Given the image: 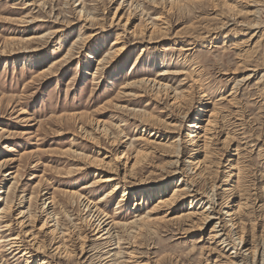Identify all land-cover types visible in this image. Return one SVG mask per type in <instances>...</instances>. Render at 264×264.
Listing matches in <instances>:
<instances>
[{
	"label": "rangeland",
	"instance_id": "374dc122",
	"mask_svg": "<svg viewBox=\"0 0 264 264\" xmlns=\"http://www.w3.org/2000/svg\"><path fill=\"white\" fill-rule=\"evenodd\" d=\"M114 41L124 53L98 65ZM263 78L264 0H0V197L7 198L0 207L14 206L6 219L14 220L10 231L0 226V264H26L7 247L10 235L24 234L15 221L22 210L34 215L38 229L54 215L69 230L64 245L72 252H53L62 242L44 232L45 254L29 249V264L43 258L50 264H223L227 255L210 240L214 224L199 231V217L187 220L210 198L222 214L233 200L231 206L240 204L239 229L263 244ZM205 109L216 131L207 174L194 179L204 195L193 205L187 199L149 213L161 188L169 186L170 196L173 184L185 180L172 176L178 154L188 177L195 173L191 162L204 160L190 144V126ZM148 148L153 155L124 183L131 194L122 208L123 191L99 208L100 217H111L109 227L122 224L112 238L99 239L86 199L96 203L112 187L81 191L96 179L90 166L105 155L131 166L135 152ZM124 153L126 160L118 161ZM81 167L88 168L79 173ZM52 197L57 206L49 210ZM223 218L235 240L232 223Z\"/></svg>",
	"mask_w": 264,
	"mask_h": 264
},
{
	"label": "bare ground",
	"instance_id": "6f19581e",
	"mask_svg": "<svg viewBox=\"0 0 264 264\" xmlns=\"http://www.w3.org/2000/svg\"><path fill=\"white\" fill-rule=\"evenodd\" d=\"M190 1H196V0H190ZM80 13L83 14L84 12L80 11ZM254 14H256V13H254ZM254 14L252 16H255ZM87 17H89V15H87ZM118 22L120 23V21H118ZM151 36H152V33H150V35H149V38H150L149 40H152ZM79 39H82L81 36H79L77 41H79ZM211 43L212 42L209 41L210 45H211ZM119 45H120V42L119 43L115 42V41L112 42V46L110 47L108 53L105 55V57L103 59H100L98 61V65L105 64V63H107L109 61H113V60L121 57V55L125 51V48H124L125 46L119 47ZM186 51H188V49ZM57 63L58 62L54 63V65L57 64ZM161 75L167 76V75H171V74L165 72V73H163ZM252 77H254V76L253 75H249L248 77H246L244 79L243 82L249 81ZM261 80H262V77H261ZM231 95H232V93L229 96H231ZM177 99H178L177 97L174 98V101H176ZM205 113L210 114L208 119H204V117H207V116H205ZM211 113L212 112L210 110H208V109L202 110V115L198 116V118L196 119L197 123H194V124H192L190 126L192 129H194V132H193L194 134L192 136H190V138H191L190 139V144L194 145L197 148L198 152L204 153V155H205L204 156V160L200 161V160L196 159V161H194V163L191 162L190 168H192V170L191 169L190 170L191 171H195V173H194V175L190 174L191 176L188 177V175L187 176L183 175V170H181V167H180L182 165H181V163L179 161L180 156L178 154V156H176L178 158V161L175 163L174 171L172 172V176L175 177V176H178V175H182L185 178V180L181 178V179H179L178 181H176L173 184L175 186H174L173 192H172V194L170 196H166L165 195L167 193V190H168L169 186H167L165 189L161 188L160 192L158 193L157 204H155L153 210L150 211L149 213L152 214V213L158 212L159 210H161V209H163L165 207H169V208L176 207V206L180 205L181 203H185V202L187 203V201L189 199L193 200V201H190V203H189L190 205H193L194 199H196L197 197H199V196H201L203 194V193L201 194V192L196 190V185L194 184V182H195L194 179L195 178H199L200 179L201 177L204 178V176L207 174V168L206 167L204 168V164L206 165V162L211 159V158L208 159L209 156H210L209 155L210 153L208 152L209 151L208 149H209V147H211V145L214 142L213 139L215 138L214 134H215V131H216V123H215L216 120L212 119L213 118V113L212 114ZM80 121H82V118L79 121H77V123L80 122ZM205 123H206V125H205ZM97 131H100V128H97L94 131V133L97 134ZM143 131H145V130H143ZM102 132H106V131L103 129ZM146 132H148V131H146ZM105 135L106 136H103V137H107V134H105ZM90 136H92V135H90ZM144 136L145 135H143V137H138L137 139H135V141H137V142L143 141L144 140ZM156 136H157V134L154 133V132H150V134H149L150 138H153V137H156ZM109 137H110V134H109ZM109 137H107V138H109ZM92 139L95 140V138H92ZM110 141H112V140H110ZM116 142L117 141L113 140L112 144H114ZM148 142H149V144H154L155 145L156 139H154L152 141L148 140ZM173 143L177 144V141H174ZM114 145H116V144H114ZM177 145H175V146H177ZM156 146H158V144H156ZM174 148L177 149L176 147H174ZM149 149L150 148L142 150V151H139L137 153L135 152V159L133 160V164L131 166L127 162H125V163H121L120 162L121 164H117L116 160H113V159H111V157H108L106 155L104 156L105 157L104 159L93 161L94 165L90 166V167H94L96 169V171H95L96 179L94 180L93 183L82 186L81 191L93 190V189L101 188V187L102 188H104V187H112L109 190H107L101 196L100 200L97 201L96 203L91 202L88 198L87 199L84 198V200L86 199V202H87L85 207L89 208L87 210L88 214L92 213L94 218H96V222L97 223L94 224V228H95V232H98V235H101V236H99V239H103V238L104 239H106V238L110 239V238H112L113 237L112 231L115 228L117 229L119 226L122 225V224L119 225L118 223H115L113 225L111 224V227H109L110 223H112V222H110L108 220L111 217H108L107 214L103 218L100 217L101 216V212L98 213L99 208L101 206H103L104 204L108 203L109 201L113 200L119 194L120 191H123L124 194L122 196V199H121L120 203L117 206L118 210L122 208L123 204L127 201V198H129V196L131 194L130 189L127 188L124 183H127V180L129 178H136L137 170H138V168L141 167V165L143 163V160L145 158L147 159L148 157H150L149 155H153V153H152L153 151H150ZM97 152H99V151H97ZM155 152H156V149H155ZM100 153L101 152H99V154ZM74 154L77 155V156H82V158L85 157L84 154L77 153L76 151H74ZM126 156H127V153H124L119 158L118 161L126 160ZM105 159H108V161L105 160ZM231 162H233V161H231ZM129 163H131V162H129ZM209 163H210V161H209ZM232 164H234V163H232ZM230 166H231L232 170L235 169V168H233V165L230 164ZM87 168L86 167H81L80 170H77V171H80L79 173H81L82 171H85ZM238 168H240V167H238ZM232 170H231V172H232ZM238 173H239V171H238ZM11 174L12 173H10L8 176H11ZM240 174H241V172H240ZM67 177H69V178L71 177L72 178L73 177V173H70V175H68ZM237 177H239V176H237ZM188 181L190 183H188ZM139 183H140L139 185H141V186L148 185V184H143L141 182H139ZM259 190H261V188ZM227 191H230V190H227ZM225 193H226V191H225ZM75 194L76 193H73L72 195H75ZM236 195L237 196H235L233 199L240 198V196H241L239 194V192L236 193ZM79 196H80V193H79ZM233 196L234 195L232 194L230 197H233ZM152 197H155V194ZM263 197H264V195H263ZM77 198H78V195H77ZM6 199H3V197L1 196L0 197V203L6 202ZM215 199L216 198H213L211 200V198H210L209 201H208L209 203L206 205L205 210L201 214H199V213L198 214L190 213L189 214V219H187V220L193 221V219H195L196 217H199L200 218V222H199L200 224H198L199 226L197 227L199 231H205L206 228H208L209 226L214 224L213 228L211 229L210 240L214 244H217L216 247H219V250L222 253V255L223 254L227 255L224 258V259H226V261L223 264H260V262H261L260 259L261 258H262L261 259L262 260L261 263H264V256H263L264 255L263 254L264 251H262L263 248H264V241H263V244H262V243L259 242L258 239H254V237H253V240L252 239L249 240L246 236H244V233H243L242 229H239V223L238 222L241 220V217L239 216L240 215L239 211L241 210L240 208L242 206L240 204H236V205L231 206V203L232 204L235 203L234 200H233L231 203L228 204V206H227L228 210L225 213L222 214V211H221V213H218V212H216L215 208L216 207L219 208L221 206V204L220 205L217 204V201H215ZM47 201L49 202L48 203V207H50L49 210H51L53 207L57 206V203H56V200H55L54 197L48 198ZM142 204H143L142 202H140V203L138 202L135 205L138 207V206H141ZM4 205H5L4 208L0 207V210H1L0 213H4V217H2V219L0 221L1 222L0 226H1V228H4V232H5V231H10V229L12 227V223L14 222V220H12V221L9 220V219H8L9 221L6 220L8 218V216H9L8 214L11 213V211L13 210L14 206H13V203L4 204ZM91 207H93L92 209H95L96 211L93 212ZM191 209H193V208H191ZM49 215L51 216V215H53V213H51ZM49 215H47V216H49ZM223 215L225 217L229 218V221L232 223V228L235 231L236 235L238 236L235 240H233L232 237L229 234L226 233V227H225V221L226 220H225V218H223ZM165 217H167V216H165ZM32 219H34V215L32 213H27V212H25L23 210L18 213L15 221H16L17 225L20 228L24 229V234L23 235L17 234L15 236H12V235L9 236L8 235L9 236V240H8L7 247L9 248V250L11 252V255L12 254H16L15 257L19 256V258H24L26 260L25 261L26 264H29V263H31V260L33 258V256L31 255L32 253H31L30 250H32V252H34L36 254H45V247L42 245V242L40 241V235L42 233H44V232H47V234H49L51 236H55L56 239L60 240V243L62 242V244L60 246L56 247L53 252H56V254H61V255H65V256L72 255V252H69L68 250L66 251V248H65L66 246L64 245L65 241L67 240L66 238H67L69 230L67 231V230L61 229V226L59 225V223L57 221V218H54V215H53V218L49 222L47 221L46 223H44L42 225V227H40L39 229L35 226L36 222H35V225H33L34 222H32L33 221ZM142 219L140 221H142ZM3 220L5 222H3ZM147 220H149V219H147ZM147 222H145V223H147ZM50 223H53V225L49 226ZM3 224H6V225L4 227H2ZM126 225H128V224H126ZM124 226H125V224H124ZM145 226H146V224H145ZM195 226H196V224H195ZM23 238H26L28 240V242H27V240L24 241ZM199 242H201V240ZM24 243H27L30 248H24V245H23ZM84 246H85L84 243L79 244V248H80V250L82 252L85 251V247ZM49 259L50 258H43L41 260L40 264H50L49 261H48ZM217 262H220V261H217Z\"/></svg>",
	"mask_w": 264,
	"mask_h": 264
}]
</instances>
